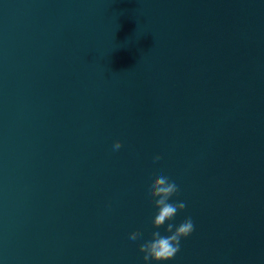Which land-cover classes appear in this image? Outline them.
Listing matches in <instances>:
<instances>
[{"label": "water", "instance_id": "95a60500", "mask_svg": "<svg viewBox=\"0 0 264 264\" xmlns=\"http://www.w3.org/2000/svg\"><path fill=\"white\" fill-rule=\"evenodd\" d=\"M188 217L150 264H264V0H0V264H146Z\"/></svg>", "mask_w": 264, "mask_h": 264}, {"label": "clouds", "instance_id": "9594fccd", "mask_svg": "<svg viewBox=\"0 0 264 264\" xmlns=\"http://www.w3.org/2000/svg\"><path fill=\"white\" fill-rule=\"evenodd\" d=\"M123 141L117 140L113 146L114 150L122 147ZM159 160L160 157L155 158ZM179 192L178 185L163 174L157 176L150 185L147 193L150 202H154L158 209L154 217L153 225L159 229L166 222L174 220L178 211L184 210L186 204L183 202H170L171 198ZM166 231L170 235L162 236L159 231L152 233V239L140 244V251L144 253V261L150 264L152 260L157 262L168 261L173 259L180 251L181 239L187 238L194 231V222L191 217L186 218L178 226L173 223H167ZM139 230L133 231L130 239L137 241L140 237Z\"/></svg>", "mask_w": 264, "mask_h": 264}]
</instances>
